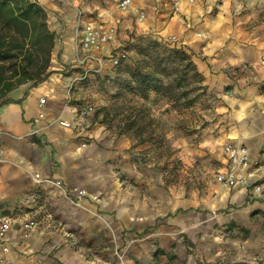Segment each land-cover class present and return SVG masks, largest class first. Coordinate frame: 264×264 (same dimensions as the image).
Listing matches in <instances>:
<instances>
[{"label":"crops","instance_id":"1","mask_svg":"<svg viewBox=\"0 0 264 264\" xmlns=\"http://www.w3.org/2000/svg\"><path fill=\"white\" fill-rule=\"evenodd\" d=\"M33 1L45 11L55 43L48 77L34 86L27 83L13 89L7 94L11 102L0 106V214L8 215L11 221L4 241H0V264H94L75 254L58 233L51 232L57 220L55 215L66 203L64 194L37 181L35 173L41 178L61 180L66 193L81 205L96 204L102 210L110 209L121 221L146 210L142 205L147 203L145 198L137 200L118 187L110 191L102 177L93 179L91 165L97 164L111 141L103 126L86 128L80 123L75 106L67 102L73 81L109 71L113 67L109 63L111 53L122 41H131L140 34L175 36L176 42L171 46L190 55L208 97L206 124L199 129V149L192 152L199 157L195 174L199 195L196 190L188 198L173 201L172 190H159L155 198L160 201L158 207L165 210L163 218L177 220L185 216L187 222L190 215L199 214L200 220L209 219L214 213L212 224L229 221L257 231L252 217L264 216V166L260 165L264 153V0H195L191 4L187 0H132V7L145 12L141 22L131 8L120 10L119 0ZM175 6L178 11H174ZM88 24L114 27V41L100 50L77 51ZM84 55L93 58L82 59ZM40 97L45 99L42 118H38ZM56 119L67 120L72 127L60 126L54 122ZM81 134L92 136L83 150L77 149L81 141L77 136ZM224 142L247 149L250 164L246 172L261 182V194L251 196L241 184L222 188L216 181L217 173L231 169L222 150ZM128 143L121 136L115 148L125 153ZM185 153L181 152V160L188 166ZM122 156L119 166L130 173L126 156ZM80 189L85 190L83 196L77 194ZM153 206L156 210V204ZM29 215L41 216L37 228L44 239L21 238V225ZM211 231L209 225L205 229L199 223V232ZM263 243L264 233L258 241L230 240L228 246L214 248L229 247L234 250V259H241L249 258L253 249L262 253ZM4 245L8 247L6 253L2 251ZM208 246L199 240V258L209 260ZM38 249L40 254H35ZM172 253L179 254L184 262L192 260L182 255L181 245L173 241L168 256Z\"/></svg>","mask_w":264,"mask_h":264},{"label":"rangeland","instance_id":"2","mask_svg":"<svg viewBox=\"0 0 264 264\" xmlns=\"http://www.w3.org/2000/svg\"><path fill=\"white\" fill-rule=\"evenodd\" d=\"M151 41L157 42L159 47H171L170 38L149 33L135 36L131 41H122L118 49L126 51L125 61L105 73L89 78L79 77L69 86L67 97V102L75 106L79 122L86 128L103 126L107 139L111 141V145L99 156L97 164L91 165L93 179L102 177L103 181H107L110 191L114 192L118 187L126 195H134L137 200L145 198L147 203L142 205L146 210L141 213L136 210L131 219L124 218L121 221L110 209L102 210L96 204H92V207L81 205L66 193L61 180L41 178L35 173L37 181L51 185L64 194L66 203L61 205V210L55 215L57 220L51 232L58 233L64 244L71 245L70 249L75 254L94 264H264V243L261 244L262 253L253 249L249 258L241 259H234V250L229 247L225 250L214 248L228 246L230 240L238 243L248 239L258 241L259 236L264 233L263 215L252 217L257 231L229 221L219 225L212 224L214 213H211L209 219L205 217L200 220L199 214H193L187 222L185 216L177 220L163 218L165 210L158 207L160 201L155 198L159 195V190H172L173 201L188 198L196 190L199 195V180L195 175L199 170V157L192 152L194 148L199 149V129L206 124L208 97L201 80L193 72L183 76L174 74L179 86L170 95L162 91H149L143 97L137 91L129 90L126 85H133V82L127 71L133 69L135 63L154 65L152 55L146 50ZM157 53L160 55L161 50ZM191 62L193 63L192 59ZM171 78L162 76V87ZM185 91L187 94L180 96ZM185 99L190 100L189 105H184ZM54 122L65 128L72 127L67 120L56 119ZM62 122L68 125H63ZM121 136L129 140L125 153L115 148L118 146L116 141ZM77 138L81 139L77 147L79 150L85 149L92 140L91 134H81ZM181 152L185 153L183 155L187 156L186 160L190 165L187 166L181 160ZM122 155L126 156L125 162L132 169L130 173L122 171L121 164L119 166ZM248 180L247 186L242 183L235 185L245 186L251 196L261 194V182L253 180L252 174L248 176ZM55 181H60L62 187H57ZM219 185L226 189L234 186ZM139 205L141 204L138 203ZM147 211L149 213L145 214ZM39 218L29 215L25 221H34L33 229H25V222L22 223L20 235L24 241L44 239L38 233ZM199 223H203L205 229L209 225L212 231L199 232ZM199 240H204L209 245L206 253L209 260L199 258ZM171 241L181 245L182 255L192 260L184 262L177 253L168 256ZM39 251L41 249L36 250L35 254H40Z\"/></svg>","mask_w":264,"mask_h":264},{"label":"trees","instance_id":"3","mask_svg":"<svg viewBox=\"0 0 264 264\" xmlns=\"http://www.w3.org/2000/svg\"><path fill=\"white\" fill-rule=\"evenodd\" d=\"M54 43L55 35L47 27L46 13L36 1L0 0V106L11 102L7 94L13 89L27 83L34 86L48 77ZM159 46L151 41L146 49L154 65L135 63L133 69L127 71L133 82L126 85L129 90L143 97L149 91L170 95L179 86L174 74L183 76L193 72L201 80L188 53L174 46ZM158 50H161L160 55ZM162 76L172 77L165 87H162ZM186 94L187 91L180 96ZM189 103L190 100L185 99L184 105Z\"/></svg>","mask_w":264,"mask_h":264},{"label":"built area","instance_id":"4","mask_svg":"<svg viewBox=\"0 0 264 264\" xmlns=\"http://www.w3.org/2000/svg\"><path fill=\"white\" fill-rule=\"evenodd\" d=\"M188 3H194L195 0H187ZM118 7L122 11L132 9L133 13L139 22L145 19V12L137 7H132V0H119ZM174 11H178V7L175 6ZM116 30L114 27H104L102 25H91L88 24L84 27L80 39L77 43V51H88V50H100L104 45L114 41ZM171 44L176 42V37H170ZM174 46V45H172ZM175 47V46H174ZM90 55H84L82 59H91ZM127 58V53L123 49H116L109 56V63L111 66H117ZM38 107L40 112L38 118L43 117V106L45 99L40 97L38 99ZM63 125H68L66 122H62ZM222 150L228 162L231 165V169L226 172H219L216 174V180L224 187H230L236 183H242L248 185V176L250 173L246 172L247 167L250 164L248 151L245 147L240 145H233L229 142H224ZM264 152V151H263ZM2 160V151L0 149V161ZM260 165L264 166V153L263 159ZM54 184L57 187H62L60 181H55ZM258 190V189H257ZM78 196H83L85 191L80 189L77 191ZM10 217L6 214H0V241L3 242L5 235L10 226ZM25 229H33L35 227L34 221H28L23 224ZM2 250L6 252L8 247L4 245Z\"/></svg>","mask_w":264,"mask_h":264}]
</instances>
